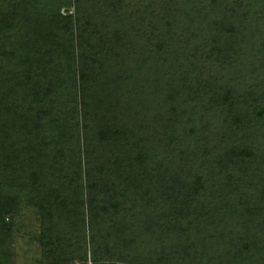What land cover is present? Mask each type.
Masks as SVG:
<instances>
[{"label": "trees", "instance_id": "1", "mask_svg": "<svg viewBox=\"0 0 264 264\" xmlns=\"http://www.w3.org/2000/svg\"><path fill=\"white\" fill-rule=\"evenodd\" d=\"M24 237L264 264V0H0V264Z\"/></svg>", "mask_w": 264, "mask_h": 264}, {"label": "rangeland", "instance_id": "2", "mask_svg": "<svg viewBox=\"0 0 264 264\" xmlns=\"http://www.w3.org/2000/svg\"><path fill=\"white\" fill-rule=\"evenodd\" d=\"M64 11V10H61ZM29 219V215H25ZM15 264H33L35 259H38V248L35 245H29L27 238H17L14 244Z\"/></svg>", "mask_w": 264, "mask_h": 264}]
</instances>
